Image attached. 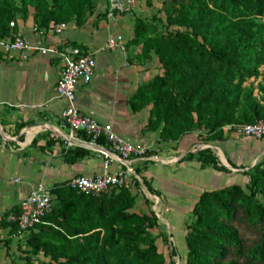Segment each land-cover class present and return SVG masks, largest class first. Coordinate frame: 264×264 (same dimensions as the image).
<instances>
[{
    "label": "trees",
    "instance_id": "trees-1",
    "mask_svg": "<svg viewBox=\"0 0 264 264\" xmlns=\"http://www.w3.org/2000/svg\"><path fill=\"white\" fill-rule=\"evenodd\" d=\"M30 8L37 27L49 29L54 23L84 24L96 4L0 0V38L12 37L10 24L18 16L26 18ZM154 13L136 16L131 41L142 46L145 61L155 55L162 70L130 101L134 112L150 108L147 130H160L166 143L178 144L193 133L213 142L231 136L225 130L229 125L264 121V0H167ZM87 153L69 150L66 162ZM152 156L148 151L149 159L134 165L150 193L143 172ZM194 159L204 168L229 172L209 149L182 160ZM243 174L245 187L231 184L200 195L186 228L184 264H264V159ZM142 193L139 181L135 190L114 187L100 196L67 183L55 186L50 214L19 246L21 264H175V249L170 259L159 249L158 241L169 238L157 214L136 209ZM19 214L20 208L0 221L11 226L14 237L18 225L8 218Z\"/></svg>",
    "mask_w": 264,
    "mask_h": 264
},
{
    "label": "crops",
    "instance_id": "crops-1",
    "mask_svg": "<svg viewBox=\"0 0 264 264\" xmlns=\"http://www.w3.org/2000/svg\"><path fill=\"white\" fill-rule=\"evenodd\" d=\"M153 1L136 0L132 14L109 19V2L95 0L94 15L84 24L68 23V29L62 34H46L44 38L35 30V10L30 8L26 18L18 16L14 26H10L11 34L31 43L43 41L60 52L79 48L85 54L93 55L97 62L96 73L89 84L79 85V111L101 123L111 124L118 135L136 147L149 149L153 155L151 160L160 162L164 168L184 166L182 159L187 154L211 150L219 165L228 168L229 172L204 168L197 159L188 161V205L193 209L205 187L224 183L225 176L233 172L244 176L243 173L263 160L264 139L254 141L230 136L227 140L208 142L200 133H193L176 144L161 142L160 130H147L150 108L134 112L130 101L142 84L161 74L162 70L155 55L145 61L142 46L131 41L136 16L150 18L155 10L149 7V2L158 6ZM110 39H117L123 49H108ZM62 70V59L55 53L36 52L24 61L16 52L0 51V221L5 214L20 208L33 186L43 183L53 189L73 178L94 177L104 171L105 157L97 149L89 144L67 145L69 128L63 113L68 104L56 93ZM74 149L88 153L74 163L66 162V153ZM111 168L118 169L119 165L113 163ZM147 171L153 192L150 193L143 184L144 196L155 202L157 210L167 211L166 196L173 197L179 191H175L174 183H186L173 179L171 172L166 175L161 167ZM152 211L158 214L156 209ZM13 235L11 226L0 222V264H13V261L21 264L19 246L25 239Z\"/></svg>",
    "mask_w": 264,
    "mask_h": 264
},
{
    "label": "built area",
    "instance_id": "built-area-1",
    "mask_svg": "<svg viewBox=\"0 0 264 264\" xmlns=\"http://www.w3.org/2000/svg\"><path fill=\"white\" fill-rule=\"evenodd\" d=\"M109 19L117 15L132 14L136 7V0H107ZM14 26V22L10 24ZM68 23H54L49 29L35 28L44 38L46 34L60 35L68 29ZM110 50L123 49L117 39H110L107 44ZM0 51L6 54L16 52L26 61L39 52L43 55L55 53L62 59L63 70L56 86V93L67 101L68 106L63 113L65 124L69 128L67 145L73 147L74 143L80 146L87 144L97 149L104 157V171L94 177H76L67 184L80 193L100 196L108 193L112 188L136 189V181L143 185V181L135 172L134 164L138 160H148L146 153L149 149L136 147L118 135L111 124L99 122L97 119L83 114L77 107V93L80 84H89L95 76L97 62L93 55L85 54L79 48H71L60 52L45 45L43 41L31 43L20 36L0 38ZM226 132H232L243 138L255 140L264 139V121L254 125H229ZM86 136L88 141L83 137ZM104 140V144L101 143ZM117 163L118 169L112 170L111 165ZM52 188L43 183L33 186L29 195L20 205V214L11 215L9 222L18 225L19 238H25L31 230L44 224V218L52 210Z\"/></svg>",
    "mask_w": 264,
    "mask_h": 264
},
{
    "label": "rangeland",
    "instance_id": "rangeland-1",
    "mask_svg": "<svg viewBox=\"0 0 264 264\" xmlns=\"http://www.w3.org/2000/svg\"><path fill=\"white\" fill-rule=\"evenodd\" d=\"M164 1L167 0H154L153 2H157L158 6H153L154 12H156L158 9L162 7V4ZM153 5V4H152ZM155 13H152L150 18L154 15ZM232 137L238 136V135H231ZM231 137V138H232ZM243 138V137H242ZM256 141V140H254ZM187 154V153H186ZM185 154V155H186ZM146 158V157H145ZM153 162L149 163L148 165V170L149 171H154L158 167L162 168L165 170V174L168 175V172H171L173 174V179L176 178L182 183L186 184H178L174 183V189L179 190L176 191L177 194L175 196L170 197L166 196V209L167 211L164 210V212L157 210L155 202H151L150 204L146 203V197L143 195L139 196V201L137 205V211H144V212H149L153 209H156L158 212V217L160 219L161 223V229L166 232L169 242L164 243L162 239L158 241V246L161 252H163L168 259L171 258V252L172 249H175L177 251V256L174 258V261L176 262L175 264H184L185 258L187 255V247H186V241H185V234H186V228L187 225L191 223L192 221V208L190 205H188V178L190 175H188V162H184V166H172V167H166L162 166L160 162L152 160ZM137 166V165H136ZM144 171V170H143ZM146 172L144 171L143 174L146 176ZM240 173L233 172L229 175L225 176V182L220 184V185H208V187H205V190H214L215 188H224L227 186H230L231 184L237 183L245 187L248 178L242 176ZM234 179H236L234 181ZM177 180V181H178ZM185 191V192H184ZM147 193V196L150 199H153L150 193ZM196 197V196H195ZM155 201H158L156 198H154ZM169 201V202H168ZM160 202H158L157 206H159ZM190 204V202H189ZM168 221V223H166ZM158 231H155V234H158ZM173 237H170V236Z\"/></svg>",
    "mask_w": 264,
    "mask_h": 264
}]
</instances>
